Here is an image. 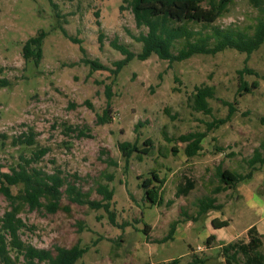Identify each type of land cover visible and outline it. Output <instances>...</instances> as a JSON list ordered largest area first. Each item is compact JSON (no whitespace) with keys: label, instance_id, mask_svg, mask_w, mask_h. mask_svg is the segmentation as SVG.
<instances>
[{"label":"rangeland","instance_id":"rangeland-1","mask_svg":"<svg viewBox=\"0 0 264 264\" xmlns=\"http://www.w3.org/2000/svg\"><path fill=\"white\" fill-rule=\"evenodd\" d=\"M260 2L264 0H234L205 33L213 27L251 33ZM63 29L82 43H74ZM41 31L47 33L43 59L35 65L25 60L23 47ZM146 32L137 27L125 0H0L3 171L16 167L26 153L13 138L33 129L39 145L48 149L39 168L62 171L92 201L102 200L101 184L114 191L115 223L103 209L71 202L63 188L56 213L29 207L21 212L29 227L21 237L53 252L76 244L87 247L76 264H172L174 260L196 264L198 259L203 264H225L222 246L246 240L252 226L264 233V164L250 165L264 140V44L249 57L225 50L170 64L154 55L145 61L134 59L113 74L114 63L124 56L112 41L139 53L142 44L133 36ZM84 58L97 60L109 70L93 71ZM245 68L258 73L245 79L249 84L258 82L259 89L241 97L239 71ZM108 85L111 119L101 124L98 117L108 105ZM202 85L216 91L211 114L194 109L195 89ZM225 102L233 103L236 112L227 123L213 127L230 114ZM189 133L207 135L202 150L190 160L185 154L187 144L180 140ZM148 139L151 146L145 145ZM124 142L139 150L151 149L150 154L135 152L127 163L119 148ZM219 169L252 176L232 190L214 193L220 185ZM152 171L165 180L158 205L147 200L141 187L152 178ZM184 176L196 186L188 196L177 197ZM11 190L18 192L16 187ZM205 197H215L222 207L199 215ZM8 209L9 202L0 192V214ZM214 219L229 224L215 229ZM173 225L176 231L168 239ZM210 236L215 240L208 245Z\"/></svg>","mask_w":264,"mask_h":264},{"label":"trees","instance_id":"trees-1","mask_svg":"<svg viewBox=\"0 0 264 264\" xmlns=\"http://www.w3.org/2000/svg\"><path fill=\"white\" fill-rule=\"evenodd\" d=\"M234 0H125L130 6L138 28H145L146 33L133 38L142 44L139 53L132 52L126 45L120 44L116 39L112 41V46L119 51L124 58L114 63L115 70L112 73L117 75L125 66L134 59L145 61L156 55L161 60L170 64L183 62L196 55H216L225 50H236L246 54L248 57L259 50L264 44V2L256 5L259 11L256 24L252 27L251 33L240 29H221L213 27L210 33H205L220 18L224 16ZM207 3L208 7L203 4ZM201 25L200 30L193 26ZM65 36L74 43H82L79 39L72 38L63 29ZM47 36L45 31L31 37L23 47V56L26 61H32L39 65L43 59V45ZM103 35H100L102 41ZM83 53L86 50L81 47ZM83 63L89 65L91 70H109L97 60L83 59ZM259 76L254 70L245 68L239 71V96L251 94L259 89V83L254 81L249 84L245 76ZM4 84V82H3ZM108 105L103 115L99 116L101 124L110 122V98L111 86H107ZM216 99V91L213 87L202 85L196 87L194 93V109L198 112L211 114L210 101ZM230 108L227 119L216 121L213 127L223 125L229 121L236 112L233 103L225 102ZM211 126V125H210ZM212 127V128H213ZM80 133H82L80 131ZM207 135L205 133H189L180 137V140L187 144L185 154L188 160L195 157L202 150V142ZM15 145L24 146L26 153L20 158L21 162L16 167H12L8 172L3 171L0 163V192L9 202V209L0 214V264H76L88 252L87 247L79 244L71 248L56 247L55 251L41 249L23 241L21 233L29 228L20 217L21 212L29 207L30 210L45 209L50 213L60 210L63 198V188L73 203L89 205L91 209H103L109 213L112 223H115V213L111 211L114 199V191L109 185H99L98 192L102 196L100 201L90 200L88 194L83 193L79 187L72 183L64 173L55 170L48 173L38 167L44 156L48 153L47 148H43L37 142V133L33 129L23 132L13 138ZM145 145H152L148 139ZM126 162L136 152L138 154H150L151 149L139 150L138 146L130 142L119 145ZM30 157H28V154ZM264 164V140L250 161V165ZM152 178H147L141 187L145 190L147 200L152 205H158L162 199L160 191L165 180L160 179L156 171H152ZM252 176L242 175L229 169L218 171L220 185L214 189V193L228 191L236 188L239 182ZM112 180V177H108ZM75 179H78L75 176ZM184 181L178 185L177 197L188 196L196 186V182L184 176ZM11 187L18 188L17 194H13ZM215 197H205L200 202L199 215L206 214L212 209H220ZM227 221L212 220L215 229H222L228 226ZM147 228L144 230L147 233ZM176 231L173 225L166 238L171 239ZM247 239L230 242L222 246V256L225 264H264V254L262 247L264 238L258 232L256 226L247 230ZM214 236H210L207 244L214 241ZM196 264H203L204 260L198 259ZM172 264H178L174 260Z\"/></svg>","mask_w":264,"mask_h":264},{"label":"crops","instance_id":"crops-1","mask_svg":"<svg viewBox=\"0 0 264 264\" xmlns=\"http://www.w3.org/2000/svg\"><path fill=\"white\" fill-rule=\"evenodd\" d=\"M262 227H264V225H263ZM257 229H258V228H257ZM258 232H259L261 235H264V233H263L261 230H259V229H258Z\"/></svg>","mask_w":264,"mask_h":264}]
</instances>
